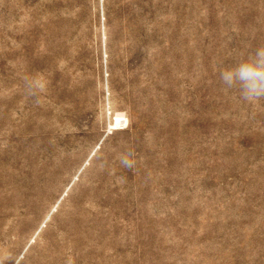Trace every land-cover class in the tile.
I'll use <instances>...</instances> for the list:
<instances>
[{
    "label": "rangeland",
    "instance_id": "1",
    "mask_svg": "<svg viewBox=\"0 0 264 264\" xmlns=\"http://www.w3.org/2000/svg\"><path fill=\"white\" fill-rule=\"evenodd\" d=\"M262 44L264 0H0V264H264V99L218 79Z\"/></svg>",
    "mask_w": 264,
    "mask_h": 264
},
{
    "label": "clouds",
    "instance_id": "2",
    "mask_svg": "<svg viewBox=\"0 0 264 264\" xmlns=\"http://www.w3.org/2000/svg\"><path fill=\"white\" fill-rule=\"evenodd\" d=\"M218 79L224 91L237 92L242 102L254 103L264 99V44L231 66L219 68ZM45 87L39 78H25L24 88L29 96H37ZM132 155L131 152L121 155L120 164L131 169L135 163Z\"/></svg>",
    "mask_w": 264,
    "mask_h": 264
}]
</instances>
